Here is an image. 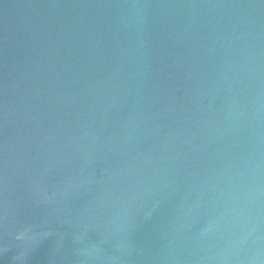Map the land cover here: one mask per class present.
Wrapping results in <instances>:
<instances>
[{
	"label": "water",
	"instance_id": "water-1",
	"mask_svg": "<svg viewBox=\"0 0 264 264\" xmlns=\"http://www.w3.org/2000/svg\"><path fill=\"white\" fill-rule=\"evenodd\" d=\"M0 264H264V0H0Z\"/></svg>",
	"mask_w": 264,
	"mask_h": 264
}]
</instances>
